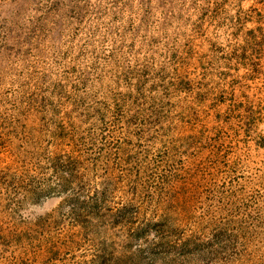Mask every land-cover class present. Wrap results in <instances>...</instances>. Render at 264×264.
I'll return each mask as SVG.
<instances>
[{
	"label": "rangeland",
	"instance_id": "1",
	"mask_svg": "<svg viewBox=\"0 0 264 264\" xmlns=\"http://www.w3.org/2000/svg\"><path fill=\"white\" fill-rule=\"evenodd\" d=\"M0 264H264V0H0Z\"/></svg>",
	"mask_w": 264,
	"mask_h": 264
},
{
	"label": "clouds",
	"instance_id": "2",
	"mask_svg": "<svg viewBox=\"0 0 264 264\" xmlns=\"http://www.w3.org/2000/svg\"><path fill=\"white\" fill-rule=\"evenodd\" d=\"M58 203L59 199L55 201V204ZM55 204L50 205L49 201L46 199L42 206L39 204L27 205L24 209H21V216L25 219L35 220L38 216L45 215L47 212L52 211V208L55 207Z\"/></svg>",
	"mask_w": 264,
	"mask_h": 264
}]
</instances>
